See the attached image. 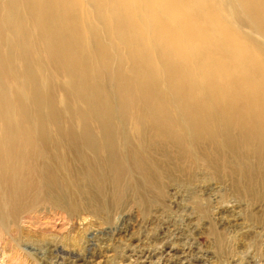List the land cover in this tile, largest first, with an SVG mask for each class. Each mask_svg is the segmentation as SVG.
<instances>
[{
	"label": "bare ground",
	"instance_id": "bare-ground-1",
	"mask_svg": "<svg viewBox=\"0 0 264 264\" xmlns=\"http://www.w3.org/2000/svg\"><path fill=\"white\" fill-rule=\"evenodd\" d=\"M116 116L264 156V0H0L1 249L51 191L150 183Z\"/></svg>",
	"mask_w": 264,
	"mask_h": 264
},
{
	"label": "rangeland",
	"instance_id": "rangeland-1",
	"mask_svg": "<svg viewBox=\"0 0 264 264\" xmlns=\"http://www.w3.org/2000/svg\"><path fill=\"white\" fill-rule=\"evenodd\" d=\"M115 124L153 164L150 183L129 175L118 189H75L71 199L51 191L52 203L30 201L19 232L8 233L12 249L0 246V264H264L258 144L198 137L191 147L159 139L147 122L139 130L116 116Z\"/></svg>",
	"mask_w": 264,
	"mask_h": 264
}]
</instances>
